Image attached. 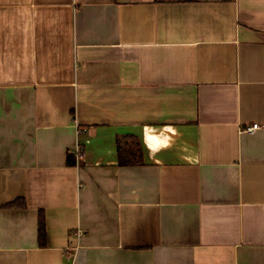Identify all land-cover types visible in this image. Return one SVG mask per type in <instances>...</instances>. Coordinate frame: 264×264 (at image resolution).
I'll return each mask as SVG.
<instances>
[{
	"label": "crops",
	"instance_id": "0c3cea01",
	"mask_svg": "<svg viewBox=\"0 0 264 264\" xmlns=\"http://www.w3.org/2000/svg\"><path fill=\"white\" fill-rule=\"evenodd\" d=\"M0 264H264V0H0Z\"/></svg>",
	"mask_w": 264,
	"mask_h": 264
},
{
	"label": "built area",
	"instance_id": "2783aa9c",
	"mask_svg": "<svg viewBox=\"0 0 264 264\" xmlns=\"http://www.w3.org/2000/svg\"><path fill=\"white\" fill-rule=\"evenodd\" d=\"M259 127H260L259 124H253L251 126L245 127L244 131L247 133H254L255 131L258 130ZM83 131H84L83 128L78 127V129H77L78 137L83 133ZM73 153H74V157H76V159H81L83 157L84 150H83V147H82L80 142L77 143V145L75 146ZM76 235L78 236V238H81L82 232L80 230H77Z\"/></svg>",
	"mask_w": 264,
	"mask_h": 264
},
{
	"label": "trees",
	"instance_id": "16d2710c",
	"mask_svg": "<svg viewBox=\"0 0 264 264\" xmlns=\"http://www.w3.org/2000/svg\"><path fill=\"white\" fill-rule=\"evenodd\" d=\"M121 141L118 139V151H119V154H120V151H121V143H120ZM41 222H40V228H39V237H40V244L41 245H45V241H46V232H45V223H44V221L42 220V218H41V220H40Z\"/></svg>",
	"mask_w": 264,
	"mask_h": 264
}]
</instances>
